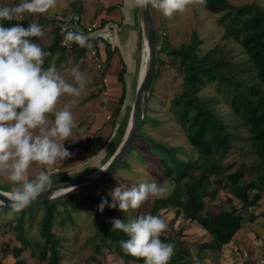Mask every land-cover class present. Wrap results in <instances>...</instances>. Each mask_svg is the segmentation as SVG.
<instances>
[{"label":"trees","instance_id":"trees-1","mask_svg":"<svg viewBox=\"0 0 264 264\" xmlns=\"http://www.w3.org/2000/svg\"><path fill=\"white\" fill-rule=\"evenodd\" d=\"M18 3L20 0H0V6H14ZM201 6L218 15L217 22L223 29L222 39L239 45L241 52H236L232 46L223 43L200 53L201 40L195 33L192 34L189 42L174 47L169 43L167 36L161 38L160 29L156 25L158 58L154 84L160 75L161 67L166 61L171 63L170 60L165 61L161 58V55L176 59L177 69L182 74V90L172 98L171 104L176 121L186 133V142L192 152L183 145L171 144L147 134L144 130L146 124H158L157 119L151 116L152 109L148 104L138 137L132 147L134 152L131 156L134 154V161H130V156L121 163V168L131 171L133 163L145 167L148 160H154L155 168H148L162 178L175 183V188L165 198H154L144 209L143 214L159 215L161 209H174L176 215L188 222H195L209 237L198 245V258H195L191 254L190 246L177 238L174 239L170 232L165 231L160 237L161 240L174 245V255L169 264H201L203 261L200 260V255L203 257L209 252H219L223 245L231 242L243 221L254 218L248 210L257 205L264 190V6L256 2L237 5L229 0H206V4ZM65 18L67 17L55 21L52 41L49 45L43 46L44 50L51 53L45 58V68L55 54H58L57 61L60 62L68 54L75 59L84 58L89 50L76 44L72 51L66 52L60 46L57 28ZM79 22L80 18H78ZM107 23L102 21L100 27ZM17 24L28 28L31 24L29 13H25L20 20H0L2 27H12ZM99 41L102 39L97 38L90 42L95 48ZM112 54L113 50L109 46L108 59ZM125 72L123 65L118 72V80L123 87L117 104L111 112L114 116L120 114L122 106L129 97L126 94ZM154 84L151 97L154 95ZM210 85L217 87V92L228 104L229 111L226 114L217 108V98L202 93V90ZM131 92L133 96L134 90ZM114 123L112 121L110 125ZM241 130H246L247 136H243ZM106 142L107 138L100 146L95 147L94 138L91 137L83 138L77 145L86 152L87 156L92 157L104 147ZM245 142L253 158L248 163L240 162L243 170H233L232 163L223 164L222 161L229 149L234 144H240L241 149ZM145 148L149 156H145L147 154ZM244 171L250 173L249 179L245 177ZM104 182L93 189L105 192L101 189ZM212 184L227 187L228 194L232 196L227 197L228 208H221L218 213L205 210L206 199L214 197L217 192ZM0 189L10 191L1 187ZM74 198H78L77 204ZM233 198L237 200V204L233 202ZM101 200V196L82 192L64 200L37 204L36 208L40 206L44 208L38 221L42 239L32 241L24 237L23 225L27 214L29 219L33 215L34 209L31 207L33 203L19 213H12L14 220L6 221L3 227L7 231H14V236L21 242V246H13L10 249V253L16 258L13 264H26L19 258L25 249H28L30 256L41 264H61L64 257L61 250L62 240H65V237L62 236L63 239L60 240L61 237L52 230V227L55 223L60 227L67 225L74 227L75 222L71 219L78 206L88 209L96 218L105 217L102 226L96 230L98 234H102L100 242L96 243L97 237L87 240L88 243H95L91 259H95L98 263V256L103 253L101 249L105 247L108 251L119 255L124 264L130 261L143 264V259L132 257L122 251L118 242L128 237L119 230H112V218L128 222L129 217L126 213H118L116 209L107 206L101 212L98 208ZM59 206L62 208L61 211L57 210ZM242 208H246L247 215L241 212ZM9 212H11L10 207L0 206V215ZM130 212L136 215V210ZM58 217L59 219H56ZM65 218L71 220L67 225ZM8 251L6 246L0 249V264H2L1 254H7Z\"/></svg>","mask_w":264,"mask_h":264},{"label":"rangeland","instance_id":"rangeland-1","mask_svg":"<svg viewBox=\"0 0 264 264\" xmlns=\"http://www.w3.org/2000/svg\"><path fill=\"white\" fill-rule=\"evenodd\" d=\"M229 1L237 5L256 2L264 6V0ZM73 3L74 0H58L57 7L54 10H50L48 13L43 15L29 13L31 23H38L44 31V36L42 38L29 37L28 39L34 43L40 42L42 47L49 45L53 36L52 29L56 25L55 21H57L59 18H70L73 15H78L80 16V21H82V27L85 26L87 22L92 24L97 20V15H94L93 12L99 11V6L88 8L87 10L85 7L80 8L77 2L74 4ZM152 9L155 23L160 29L161 38L167 36L169 43L174 47H180L182 43L189 42L192 34L195 33L198 39L201 40L199 45L200 53L205 52L217 44L219 45L223 43L232 46L236 52H241L239 45L222 39L223 29L217 22L218 15L207 11L201 5L189 6L185 12L175 13L171 18L165 17L162 12L157 9ZM117 32L118 31L116 30L115 36ZM129 39L130 38L127 35L125 39L126 42L129 41ZM113 43L116 45L117 43H120V40H113ZM101 48L104 50L103 46ZM99 52V48L96 50L92 46L89 48L84 58L75 59L72 55L68 54L65 59L59 62L57 61L58 54H55L54 57L49 61L47 67L54 66L69 82H72L70 70L73 67L78 66L80 71L83 72L88 78V83L85 89L82 91L80 97L74 98L65 95L61 97L58 105V107H62L65 103L75 100L71 111L78 127L77 129L73 130V135L68 140L64 141V146L71 153V155L64 160H58L53 167L47 169H44V166L33 163L30 166L28 172L30 179L35 178V176L41 170H47L50 173L53 181L52 185L82 177L94 172L98 169V167H101L118 147L127 125L133 96H131V93H129V97L126 100V105H124V108L121 110L118 116L111 115L112 109L115 105V100H109L110 94L106 95L107 90L103 83V78L105 77L107 81L114 80L115 69L112 64V66L110 65L108 68L110 62L106 60V58L104 59V57L100 55ZM139 52L142 54V46ZM161 58H163L165 61L170 60L171 63L169 64V61H166V64L161 67L160 75L154 84V95L152 97L150 96L148 103L152 109L150 114L157 119L158 124L153 125L148 123L144 127V130L150 136H153L157 139L161 138L171 144L183 145L186 149L192 152L190 146L186 142V133L176 121L175 111L171 104L172 98L182 90V74L177 69L178 62L176 59H170L166 55H161ZM137 69L134 74V81L133 79L131 81L132 90L134 89L133 86L137 80L140 62L137 65ZM202 93L205 96L217 98V108L220 109L223 114H226V112L229 111L228 104L221 98V95L217 92L216 86H207L202 90ZM102 97L105 98V101L103 102H101ZM53 121L54 117L49 116V124H51ZM112 121L115 123L111 126L110 122ZM79 128L84 129L82 134L78 130ZM241 132L243 136H247L246 130H241ZM91 137L94 138L95 147L100 146L107 138V142L105 143L104 147L92 157L87 156L86 152H84L77 145V143L83 138ZM60 142L63 143V141ZM239 146L241 145L234 144V146L229 149L226 157L222 161L223 164H234L233 170H243L241 168L240 162L245 161L248 163V161H251L253 158V154L248 149L246 142L244 145H242L243 147H241V149ZM133 152V149H131L126 159H128ZM145 152H147V149ZM133 156H131L130 161H134ZM145 156H149L148 152L145 154ZM155 166L156 162L154 160H148V164L145 167L143 165L133 163L131 171H127L126 169L121 168V164L116 169V171H114L111 176L105 180L106 182L102 184L101 189L105 192L98 189H91L87 191V193L106 198L109 203H111L112 197L110 193L115 187L121 185L131 187L132 185H138L140 183L152 182H156L158 185L166 187L168 189V193H170L175 188V183L168 179L162 178L160 175H158V173L148 168H155ZM244 172L245 177L249 179L251 176L250 173L248 171ZM211 179H213V177H211ZM211 186L215 188L217 192L214 197L206 199L205 210L218 213L221 208H228L229 203H227V197L232 196L228 194L227 187H221L219 185L216 186L214 184ZM0 187L8 190H10L12 187L11 182L8 181L3 175H0ZM263 192L264 190L262 191V194ZM77 199L78 198H74L75 204H77ZM153 199L154 198H150L149 201H147L140 209H137L136 215L130 212L131 209L127 213L120 210L118 206L114 209H116L118 213H126L129 219H133L139 214H143L144 209L149 206ZM233 202L237 204V200L234 198ZM39 203L41 202H36L31 205V207L34 209L33 215L31 216V219H29V215L27 214V218L23 225L24 237L31 241L42 239L39 233L38 221L43 214L44 208L42 206L36 208L37 204ZM236 206L238 207V205ZM77 209L78 210L74 212L71 219L73 220L72 222H75L74 227L71 228L67 225L71 221L68 218H65L67 220V227H60L57 223H55L52 227V230H55L59 237H61L60 240L63 239L62 236L65 237V240H62L63 248L61 250L62 254H64V257L62 258V264H97V262L94 261L95 259H91V256L94 252L93 246L95 243H88L87 240L97 237L96 243L100 242L102 234H98L96 230L102 226L105 217L102 216L101 219L100 217L96 218V216L93 213H90V211H88L86 208L78 206ZM57 210L61 211L62 208L59 206ZM241 212L244 214L246 213L245 215H247L246 208H242ZM9 213L0 215V246L3 243L4 245L7 244L9 247H19L21 246V242L14 236V231H7L6 228L3 227L6 221L13 219V216L11 215L10 217ZM158 216L163 218L168 224L166 231L170 232L174 239L177 238V240L190 246L192 252L191 254L195 258H198V245L205 242L209 238L207 237V234H205V231L202 230L201 227L195 222H188L181 216L176 215L175 210L171 208L161 209ZM56 219H59V217ZM101 250L103 253H100L98 256L100 264H118L119 259H121L119 255L108 251L105 247H102ZM10 251H8V253ZM111 253L113 255H111ZM9 254H1V259H4L5 264L10 263V261L8 262V258H11L12 256ZM20 256L28 261L32 260L30 258L28 249H25L20 254ZM105 256L107 257L105 258ZM199 257L201 261H204V264H208L207 259H209L210 262L215 261L219 257V253L209 252L208 254H204L203 257L202 255ZM217 260L222 261V259ZM120 264L124 263L120 262ZM126 264L136 263H132L130 261Z\"/></svg>","mask_w":264,"mask_h":264},{"label":"clouds","instance_id":"clouds-1","mask_svg":"<svg viewBox=\"0 0 264 264\" xmlns=\"http://www.w3.org/2000/svg\"><path fill=\"white\" fill-rule=\"evenodd\" d=\"M204 4L206 0H126L125 18L131 19L133 10H144L148 6L171 18L175 13L185 12L189 6ZM57 5L58 0H20L14 6H0V20H20L25 13L43 15ZM62 34L64 46L75 43L81 48H91L90 41L100 35H86L67 26L62 28ZM43 36L44 31L38 23H31L28 28L19 24L0 26V175L12 185L7 194L11 202L10 217L52 187V177L47 170L39 171L30 179V166L35 163L44 169L51 168L58 160L71 155L64 141L78 127L71 111L75 100L62 107L58 105L65 95L80 97L88 83L78 66L70 70L72 82L54 66L44 67L45 58L51 53L44 50L40 42L28 39ZM49 116L54 117L51 124ZM78 130L81 134L84 132L83 128ZM108 168L99 169L106 171ZM167 194L168 189L156 182L131 187L121 185L110 193L112 202L102 198L98 208L103 212L105 206H118L127 213L130 209H140L150 198H165ZM111 223L112 230H119L128 237L118 242L125 254L143 259V264H169L174 245L160 238L168 228L163 218L139 214L128 222L112 218Z\"/></svg>","mask_w":264,"mask_h":264},{"label":"crops","instance_id":"crops-1","mask_svg":"<svg viewBox=\"0 0 264 264\" xmlns=\"http://www.w3.org/2000/svg\"><path fill=\"white\" fill-rule=\"evenodd\" d=\"M78 1V6L85 7L87 10L88 8L99 6V11L93 12L94 15H97V20L92 24L96 25L94 34H100L97 38H101L102 41L97 43V47H95V49L97 50L99 48V54L110 62L108 68L111 64L114 66V80L107 81L104 77L103 83L107 90L106 95L110 94L111 96H109V100H115V107L123 87L121 82L118 80L119 70L123 65L125 66L126 72L124 78L126 94L128 97L129 93H132L131 81L132 79L134 81V74L136 72L137 65L141 61V54L139 52L141 50V29L139 27L138 10H133L131 13V19L126 20V0H74V3ZM72 17L79 18L80 16L73 15ZM102 21H107L108 23L105 24V26L100 27ZM81 22L82 21L79 22L80 25H82ZM85 25L91 24L87 22ZM116 30L118 31L116 33L117 37L115 36ZM127 35L130 39L126 42L125 39ZM113 40H120V43L115 45ZM102 46L104 50L101 48ZM109 46L113 50V54L110 59L107 57ZM133 87H135V84ZM101 100V102H103L105 101V98L102 97ZM124 105H126V101ZM124 105L122 106V109L124 108ZM248 211L254 215V218L250 221H243L241 228L235 233L231 242L223 245L219 252H214L219 253V257L217 259H222V261L216 259L215 261L210 262L209 259H207L208 264H264V192L263 194L261 193V199L258 201L257 205ZM2 244L0 249L6 246V249L10 251L12 248V246L9 247L7 244ZM9 253L7 252V254ZM9 255L12 257L8 258V262L10 261L9 264H13L16 258L11 253ZM111 255L113 254L111 253ZM107 256H105V258ZM19 258L24 260L26 264H41L36 258L31 256V261H28L21 256H19ZM1 260L2 264H5L4 259ZM120 262L124 263L123 259H119L118 264H120ZM97 264H100V262L98 261ZM201 264H204V261Z\"/></svg>","mask_w":264,"mask_h":264},{"label":"water","instance_id":"water-1","mask_svg":"<svg viewBox=\"0 0 264 264\" xmlns=\"http://www.w3.org/2000/svg\"><path fill=\"white\" fill-rule=\"evenodd\" d=\"M137 10L139 27L141 29V46L143 47L145 44L146 58L144 62H142V60L140 61V69L134 87L130 114L122 139L110 158L99 167L109 168L106 171H101L98 168L94 172L82 177L52 185L51 189L42 193L32 203L60 201L69 196L87 192L95 188L111 176V174L126 159L130 150L134 146L148 107L158 58V31L152 8L148 6L144 10ZM94 33L95 32L92 34ZM8 192L9 191L0 189V206L10 207L9 205L11 202L7 198Z\"/></svg>","mask_w":264,"mask_h":264},{"label":"built area","instance_id":"built-area-1","mask_svg":"<svg viewBox=\"0 0 264 264\" xmlns=\"http://www.w3.org/2000/svg\"><path fill=\"white\" fill-rule=\"evenodd\" d=\"M63 21H64L63 23H60L58 25L57 32H58V35H59V44L66 52L72 51V49L74 48V46L76 44L72 43L70 47L64 46L62 44V41L64 39L63 34H62V28L64 26H67L70 30H79L80 32H82V33H84L86 35H90L96 30L95 29L96 28L95 24L85 25V26L82 27L78 23V18L77 17L65 18Z\"/></svg>","mask_w":264,"mask_h":264},{"label":"bare ground","instance_id":"bare-ground-1","mask_svg":"<svg viewBox=\"0 0 264 264\" xmlns=\"http://www.w3.org/2000/svg\"><path fill=\"white\" fill-rule=\"evenodd\" d=\"M145 58H146V47H145V44H144L143 47H142V54H141L142 62H144Z\"/></svg>","mask_w":264,"mask_h":264}]
</instances>
